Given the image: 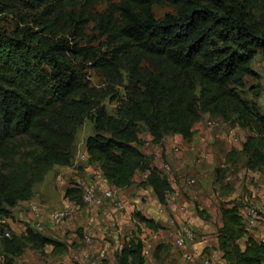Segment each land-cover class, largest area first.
Wrapping results in <instances>:
<instances>
[{
  "label": "trees",
  "instance_id": "1",
  "mask_svg": "<svg viewBox=\"0 0 264 264\" xmlns=\"http://www.w3.org/2000/svg\"><path fill=\"white\" fill-rule=\"evenodd\" d=\"M32 1L49 14L78 1L87 6L106 1L112 5L106 18L111 24L107 33L117 48L108 60L60 35L53 34L41 47L32 48L34 37L27 28L21 42L0 33V217H9L10 208L31 198L36 169L70 165L76 127L94 107L81 76L83 65L100 70L117 84L122 56L134 80L123 108L125 119L106 117L103 108H98L95 134L84 142L87 163L98 166L110 187L126 189L137 172L146 173L138 187H150L159 205L166 206L172 188L141 152L138 125L151 135L154 145L161 144L167 134L189 141L202 112L225 121L233 116L254 121L261 138L248 136L242 151L250 166H264V116L256 104L248 105L237 93L246 78L256 76L250 65L256 52L264 51V11L259 8V21L252 16L260 2L264 7V0ZM159 2L172 7L174 13L156 20L152 7ZM27 49L31 53L25 55ZM139 61L150 64L153 72L140 75ZM194 82L201 87L202 101L194 94ZM82 191L73 184L64 197L82 206ZM197 214L203 215L198 210ZM134 216L148 229H160L153 220L139 213ZM221 217L218 245L225 264H262L264 242L248 236L245 249L239 248L238 240L247 232L237 206L222 209ZM2 243L4 264H14L27 248L45 255L44 248L51 246L53 256L67 249L32 228ZM142 249V241L133 234L115 255L116 263L145 264Z\"/></svg>",
  "mask_w": 264,
  "mask_h": 264
},
{
  "label": "rangeland",
  "instance_id": "2",
  "mask_svg": "<svg viewBox=\"0 0 264 264\" xmlns=\"http://www.w3.org/2000/svg\"><path fill=\"white\" fill-rule=\"evenodd\" d=\"M262 3L263 2H260L257 6V10H254L252 13V16L258 21L260 20L261 12L259 8L264 11ZM111 6L112 5L106 1H99L91 6L85 5L82 1H78L72 5H62L58 7L53 14H49L50 12L43 11L44 7L39 6L32 0H0V33L4 38H10L12 42H21L24 40L23 34L24 30L27 28L33 33L32 36L34 39L30 42L32 48L41 47V45L48 41L53 34H56L60 35L61 38H67L69 40L75 39L72 43H77L81 47L88 46L90 50L98 51L100 55L109 60L111 56L116 53L117 48L114 38L107 33L111 24L107 23L106 18L109 12L112 11ZM152 12L156 20H161L166 15L173 14L174 9L163 2H159L152 7ZM101 17L105 18L102 22ZM113 18L116 20L117 15L114 14ZM30 50L31 49H27L24 54H30ZM121 61L122 67L119 71L117 84L110 80L108 76L100 70L92 66L83 65L84 69L81 76L89 93L87 96L90 102L94 104V107H91L88 116L83 118L80 125L76 127L74 142L71 147L70 165H48L36 169L32 174L31 198L28 201L18 203L15 207L10 208L9 217H0V264H4L5 259L2 243L4 239H9L12 235L19 236L25 232L26 228H32L36 232L44 234L51 226L47 222L40 224L39 216L46 217L55 210H66L69 212V216L66 218L64 224L53 228H60L61 230L63 229L62 226L65 225L64 228H66L68 224L65 236L68 237L69 234H73L81 238L80 246L83 251L88 254L87 256H89L86 259L83 258V264H107L109 261L105 258L110 256L111 250L109 246L113 242L112 239L110 240L108 238L117 234V238L113 239L115 240L114 244L116 243L118 246L121 245L122 241L124 242V240L129 238L127 236L129 231H126L129 228L128 221L121 225L115 221L116 216L125 213L121 205L118 204V202H121V199L115 195L113 196L110 190H106L105 187L108 184L103 182L104 180L101 176V172H99L98 166L87 163V154L85 153L84 146L86 138L95 134L94 118L98 108H103L106 117L125 119V117H123V108L132 93L134 80L131 78L130 65L124 56L121 57ZM250 68L256 76L254 78H246L244 80V87L238 89L237 93L248 105L256 104L259 114L264 116V51L256 52ZM138 72L140 75L144 76L146 72H153V68L150 64L139 61ZM167 73L168 72H166V74ZM155 74L157 75L156 72ZM194 88L195 96L198 100L202 101L203 98L200 94L201 87L197 82H194ZM257 93H259L258 97L255 96ZM200 105L202 106L201 102ZM237 118L238 117L233 116L231 120L225 121L221 117L216 115L213 116L207 112H202L200 114L199 120L195 122L192 127L195 143H198L200 138L204 136H208L209 138V140L204 143L209 141L212 143H207L208 145L205 147L206 149L204 148L205 151L203 152L197 149L193 151H188L190 149L183 150V148L181 149L177 146L181 154L178 160L186 169H184V174L179 180L187 189L204 188L206 194L204 199L213 200V202H210L213 205H215V203H220L221 205H223V203L226 204V202L214 201H218V198L221 196L227 197L229 194L231 197L228 202L231 208L237 206L240 210L244 207H254L259 216L258 224L253 229L245 230L247 236L253 238L257 235L258 237H255L258 240L257 242H263L264 234L262 236L256 232L259 227L264 228V166H250L247 155L242 151L246 138L248 136L261 138V136L258 135L260 131L258 125L250 118L242 119V121H239ZM145 130L146 129L141 124L138 125V131L140 133L145 132ZM173 136L174 135L167 134L164 136V139H169ZM229 140L231 143H229V147L226 148L224 144L225 142H229ZM163 148L165 150L167 147L164 146ZM207 151H210V153H206ZM225 152H227V166H225V168L216 172L212 171L209 173L207 170L206 172L197 173V169L200 168L202 170L203 163L205 164L206 160L212 158L211 155L221 160ZM147 157L153 161V154H148ZM163 163L168 164L169 172L172 173L170 164L164 160ZM96 172H98V174H96ZM158 172L160 173V170ZM170 173L169 175L171 176ZM100 176L101 179H98L97 182L95 178H100ZM145 177L146 173L137 172L132 179V187L130 186V188L128 187L126 190L122 189L130 193L127 195L129 199L133 195L138 194L139 191H135L134 188H140L138 185L145 180ZM174 178L176 180L175 176ZM190 179L194 180L193 184H189ZM179 180L174 182L178 185ZM94 182L98 184V186L95 185ZM73 184L80 186L82 190L93 187L95 190V197L100 199L101 205L98 207L86 204L77 206L68 201L64 197V193L66 189ZM211 192L213 194L216 193L213 198L208 197V195L212 194ZM104 193H111L110 198L105 197ZM140 198H142L141 202H153L151 199L149 200L147 196H141ZM115 203L117 206L114 207ZM191 203L192 206H188V204H190L188 202H167L166 210H164L167 214L164 220H172L173 218L171 210L168 208L169 205H174L175 209L179 212L183 211L182 213H185L186 210L192 213L197 208L203 209L205 207V202L199 200L198 202ZM184 204H187L185 208L183 207ZM157 205L151 206V212L154 216L159 214V212H157V209H159ZM33 207L37 209V212L33 211ZM112 208L114 212L111 213L110 219L109 217L106 218L107 214H110L109 212L113 210ZM161 208L163 207L161 206ZM108 209L110 210L107 211ZM221 210L220 208V212ZM102 211H105V213H102ZM135 213L142 214L137 210L133 212V215ZM174 213L176 215L178 212ZM214 214H218V212ZM148 216L150 217L152 215ZM87 218L89 220L101 218L95 231L90 227L92 226L91 222L88 223L89 221H83ZM123 224L126 226L124 227ZM180 224V226H178V224L176 225L175 221H173V225L170 223L168 226H166L165 223H158L157 225L161 229H158L159 231L157 232L143 229V235L141 236L143 242H146L147 246L150 244L149 255L145 258L146 261L149 262L148 264H173V256L177 254V247L174 241L179 235L180 227L187 226L194 234L193 240L188 242L190 245L193 244L197 236L202 235L193 229L195 226L191 223L181 221ZM106 226H108V230L105 232L104 228H106ZM98 228L103 233L102 235L99 234L100 231H96ZM120 228H124V230L120 231ZM6 234H8V237L5 236ZM153 236H156V238L151 239ZM84 237L92 240V243L87 244ZM240 239L241 238H239V240ZM64 244L68 245L66 243ZM98 248L99 250L104 249L105 253L101 254ZM73 253L74 250H69L67 247L59 257H62L63 260H68L69 263L80 264L76 259L78 255ZM115 255L116 253H114V258ZM51 256L54 257L52 254ZM52 257L50 258L48 254L40 255L38 252L27 248L17 257V264H47L58 260V257ZM262 261L264 262V260Z\"/></svg>",
  "mask_w": 264,
  "mask_h": 264
},
{
  "label": "crops",
  "instance_id": "3",
  "mask_svg": "<svg viewBox=\"0 0 264 264\" xmlns=\"http://www.w3.org/2000/svg\"><path fill=\"white\" fill-rule=\"evenodd\" d=\"M138 140H139V148L144 155L147 156L148 154H153V161H151V165L153 167H155L157 170H160L159 168H161V165H162L163 160H164L167 163H169L171 168H172V173H170L171 176L170 175H169L170 177L167 176L168 181L170 183V186L172 188V193L168 196L167 202H188V203H190V204H188V206L189 205L192 206L191 202H196V201L198 202V200L201 202H205L204 203L205 207L203 208L204 210L202 208H200V209L195 208L196 210L201 212L203 215H202V217L199 216L197 214L196 210H194L192 213L189 210H186L185 213H182L183 211H181V212L177 211L175 209L174 205H169L168 208L171 210V214L173 215V218H172V220H169L168 218H166V219H168L166 221V220H164V218L166 217L167 213L164 210H166L167 205L162 206L163 208H161V205H159V203L157 202V200L154 196V193L150 187L134 188L135 191H137V192L139 191V192L137 195H133L134 197L132 196L129 199L127 197V195H129L130 193L125 192L122 189H116L115 190L114 188H111L106 184L107 185L105 187L106 190L107 189L110 190L113 193V196L115 195L116 197L121 199V202H118V204H120L121 207L123 208V210L125 211V213H122L119 215L120 217L116 216L115 221L118 222V224L120 223L119 225H121L122 223H126L128 221L129 228L126 231H129V234L127 236L130 237L133 234H135L136 236H138L140 238V240H142L141 236L143 235V229H145L147 231H149L151 229H148L147 227H145L144 224L139 223L137 221V219L133 215V212L135 210L140 211L143 214V215L142 214L141 215L144 216L145 218L153 220L155 222V224L165 223V225L168 226L170 223H172V225H173V221H175L176 225L178 224V226H180L181 221L182 222L187 221V222H189L195 226V228H193V229L196 232H199L202 235L197 236L195 238V241L193 242V244L192 245L188 244V246L186 247L185 250H182L180 248H176L177 254H175L173 256V264H203L204 255H206L208 252H210L208 254L209 260H210V262L208 264H225V261L222 259V253L219 250L218 230L222 227V217H221L220 208L223 210L231 208V206L229 205V202H228L230 200L231 195L228 194L229 196L227 195V197L221 196L218 198V201H214V202H226V204L223 203V205H221L220 203L219 204L215 203V205H213L212 203H210V202H213V200L204 199V197L206 196L204 188H195V189L185 188V186H183L179 180V178L184 174V171L186 170L178 160V158L181 157V154L180 153H174L172 151L173 146H178L181 149L183 148V150L190 149L188 151H193V150L197 149L198 151L203 152L206 149L205 147L208 145L207 143H212L211 141L204 143L205 141L209 140L208 136H204L203 138H200V140L198 139L199 142L195 143L194 136H192V139L189 140L190 142H187L180 135H174L172 138L163 139L161 144L154 145L151 142V140H152L151 135L145 130V132H143V133L139 132ZM229 143H231L230 140H229V142H225L224 146L226 148H228ZM164 146L167 147L165 150L163 148ZM206 153H210V151H207ZM211 157L213 159L209 158V160H206L205 164L203 163V165H202L203 171L200 168H198L197 173L206 172L207 170L209 171V173L212 171L216 172L222 168H225V166H227V163H226L227 152L224 153V157L223 158L221 157V160L216 159L214 155L213 156L211 155ZM96 174H98V172H96ZM174 176L176 177V180H179L178 185L174 182V181H176ZM95 179L98 182V179H101V176H100V178L96 177ZM103 182L106 183L105 180ZM94 184L98 186V184H96L95 182H94ZM215 194L212 193L211 195H208V197L213 198V196H215ZM139 195H141L143 197L147 196V198L149 197V200L151 199V201H153V202H141L142 198H140L141 196L138 197ZM155 205H157L159 207V209H157V212H159V214H156L154 216V214H152V212H151V206H155ZM115 206H117L116 203H115L114 207ZM186 206H187V204L183 205L184 208ZM109 210L110 209H108L107 211H109ZM113 212H114V209L109 212L110 214H107L106 218L109 217V219H110V215ZM174 212H178V213L175 215ZM216 212H218V214H214ZM102 213H105V211H102ZM148 215H152V216L149 217ZM100 220H101V218H93L91 220H89L87 218L86 220L84 219L83 221L84 222L89 221L88 223L91 222L92 226H90V227L92 229H94V231H95V229H97L96 227L100 223ZM88 223H87V225L89 227ZM123 226L125 227L126 225L123 224ZM64 227H65V225L62 226L63 229L60 230V228L57 229V228H53V226H51L50 229H47L46 232L42 235L53 238L57 241L59 240V241H61V243L64 242V243L68 244V245H66V247H68L69 250H71V249L74 250L73 254L76 253L78 255L76 257L77 261L80 264H83L84 263L83 258L86 259L89 256H87L88 254H86V252L83 251L82 247L80 246V243H81L80 237L78 235H73V234L68 235V237H71V238L66 237L65 231H66V229H68V224L66 225V228H64ZM107 230H108V226H106V228H104L105 232ZM122 230H124V228H120V231H122ZM96 231H100L99 232L100 235L103 234L99 228ZM157 231H159V230H157ZM256 233L263 236L264 228L259 227V229ZM249 237H251V236H249ZM255 237L257 238L258 236L255 235ZM255 237H253V238L251 237V238L255 241H258ZM106 238H108V237H106ZM113 238H117V234H114L113 237L108 238L110 240L112 239L113 242L109 246V249L111 250L110 256L105 258V259H108V261H109L107 264H116V261L114 258V253L117 254L118 251L120 250L122 244H123V241H122L121 245H119V246L116 245V243L114 244L115 240ZM247 238H248V236H243L240 239L241 241L239 240L238 245H239V248L241 251H243L245 249V246H246L245 242H246ZM124 239H122V240H124ZM87 247H91V246H87ZM98 251L101 254L105 253L104 249L99 250V248H98ZM51 252H52L51 246H46L44 248V253L48 254L50 258L52 257ZM185 253H190L191 258L185 259ZM59 256H61V255H57V256L52 257V258L58 257V260L56 262H53V263L50 262L47 264H72L71 262L69 263L68 260H63L62 257L60 258ZM17 263H18V260L16 257L14 259V264H17ZM148 263L149 262L145 260V264H148ZM25 264H28V263H25ZM262 264H264V262Z\"/></svg>",
  "mask_w": 264,
  "mask_h": 264
},
{
  "label": "built area",
  "instance_id": "4",
  "mask_svg": "<svg viewBox=\"0 0 264 264\" xmlns=\"http://www.w3.org/2000/svg\"><path fill=\"white\" fill-rule=\"evenodd\" d=\"M172 151L174 153H179V148L175 146L173 147ZM169 173L170 172H169L168 164L162 163L161 168H160V176L167 178ZM193 183H194V180L190 179L189 184H193ZM94 192L95 190L93 187H88L82 191L81 198H82L83 204L91 205L93 207H98L101 205L100 199L95 197ZM104 196L110 198L111 193H104ZM32 209L34 212H37L36 208L33 207ZM239 215H240L241 222L246 230L253 229L257 226L259 216L254 207L241 208L239 210ZM68 216H69V212L66 210H55L49 213V215L46 217L39 216V222L40 224L47 222L49 225L53 227H58L64 224ZM5 236L8 237V234H6ZM155 238L156 236H153L151 239H155ZM193 238H194V234L192 233V231L187 226H182L180 227L179 235L175 238L174 244L177 248L185 250L189 244L188 242L193 240ZM84 240L86 241L87 244L92 243V240H89L87 237H84ZM141 241L143 244L142 256L144 258H147L149 255L150 244L149 246H147V243L143 242V239ZM209 253L210 252L204 255L203 264H208L210 262L209 256H208ZM190 258H191V254L185 253V259H190Z\"/></svg>",
  "mask_w": 264,
  "mask_h": 264
}]
</instances>
